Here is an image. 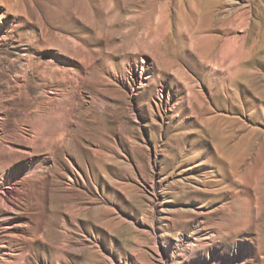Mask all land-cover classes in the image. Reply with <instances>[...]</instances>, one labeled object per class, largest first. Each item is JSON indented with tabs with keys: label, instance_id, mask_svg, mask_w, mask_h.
<instances>
[{
	"label": "rangeland",
	"instance_id": "374dc122",
	"mask_svg": "<svg viewBox=\"0 0 264 264\" xmlns=\"http://www.w3.org/2000/svg\"><path fill=\"white\" fill-rule=\"evenodd\" d=\"M0 264H264V0H0Z\"/></svg>",
	"mask_w": 264,
	"mask_h": 264
}]
</instances>
